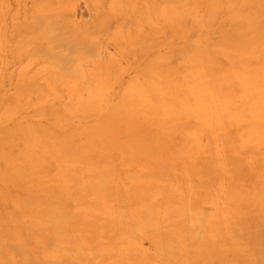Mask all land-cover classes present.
I'll return each instance as SVG.
<instances>
[{
    "label": "rangeland",
    "instance_id": "374dc122",
    "mask_svg": "<svg viewBox=\"0 0 264 264\" xmlns=\"http://www.w3.org/2000/svg\"><path fill=\"white\" fill-rule=\"evenodd\" d=\"M91 37L96 56L68 45ZM198 83L210 130L176 119ZM263 99L264 0H0V264H142L127 230L150 264H185L155 224L196 206L197 264H264Z\"/></svg>",
    "mask_w": 264,
    "mask_h": 264
},
{
    "label": "bare ground",
    "instance_id": "6f19581e",
    "mask_svg": "<svg viewBox=\"0 0 264 264\" xmlns=\"http://www.w3.org/2000/svg\"><path fill=\"white\" fill-rule=\"evenodd\" d=\"M59 35V34H58ZM57 35V36H58ZM62 38L64 37L63 33ZM59 37V36H58ZM64 40L69 39L68 35L66 34ZM63 40V39H62ZM94 38H90V40H80L77 43L72 42L69 40L68 45L71 46V49H75V51H78L77 48H80L82 51L86 50L87 53L92 54L93 56L98 55L101 50L99 47L98 41ZM72 44H74L72 46ZM61 47V45L59 46ZM58 47V48H59ZM74 47V48H73ZM58 57V56H56ZM193 59L195 63L200 66L201 65V59L202 54L200 51H196L193 54ZM68 59L63 60L64 63H66ZM139 84V83H138ZM209 84V83H208ZM140 85V84H139ZM139 85H136V90L139 94H142L145 96V92L142 88H140ZM211 85V84H209ZM150 90L156 92V95L159 98L164 97L165 92L163 91L164 87L160 86V82H150L149 84ZM196 87V99L195 103L192 105L189 100L185 99L183 102H180V107L178 112H176V115L178 120H183L187 123V120L193 119L195 115H199L200 117H203L205 123L202 127H209L208 130L211 129V120H212V108L210 97H208L206 87L202 83H198ZM264 105V99L262 101V105ZM159 109L157 107L151 108L149 110V113L153 116L159 117L161 119V122H163V118L160 114L157 112ZM258 115L264 117V112L259 111L257 112ZM256 114V115H257ZM242 120V118H240ZM222 122V121H221ZM218 125L226 126L227 121H223L222 123H218ZM184 129H181V132ZM187 130V129H186ZM199 134V133H198ZM198 134H185L186 136H191V142H189L181 151L176 152L177 156L182 157H189L191 159L196 158V154L200 152V145L197 142ZM184 135V134H183ZM263 135L261 134L262 138ZM100 189H97L98 197L103 200V202L106 204V208L110 212H113L115 209V195L113 188L110 184V182L105 178L101 182ZM236 196L235 189L233 187V190L231 192L230 198ZM190 215V216H189ZM164 221L162 224H155L156 229L158 231L162 232L163 237L167 240H172L175 243L172 245H169L167 254L170 257H180L184 260L185 264H197L196 254L198 253V246L204 245V241L202 239L201 235V228L205 225V220L201 216V213L198 211V208L196 206V209L187 207L182 208L181 210H178L174 207L168 208L163 212ZM144 222H146L149 226H151L152 220L150 217H145ZM221 221L217 219V222L215 224H209L212 226V229L215 230L217 227H220ZM225 224V223H224ZM65 227V224L62 221H55L54 222V228L58 230H63ZM127 236L128 240L126 241V245L130 246L131 248L135 249L139 253L140 257V263L142 264H150V258H147L145 256L144 248H143V242L140 236H134L127 230ZM203 242V243H202ZM102 245L107 246L108 241H101ZM212 260H206V264L212 263Z\"/></svg>",
    "mask_w": 264,
    "mask_h": 264
}]
</instances>
